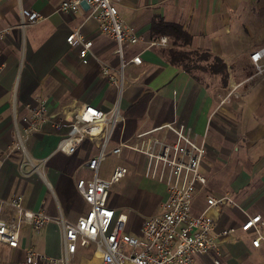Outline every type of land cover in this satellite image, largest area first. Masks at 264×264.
I'll return each instance as SVG.
<instances>
[{"label":"crops","instance_id":"0c3cea01","mask_svg":"<svg viewBox=\"0 0 264 264\" xmlns=\"http://www.w3.org/2000/svg\"><path fill=\"white\" fill-rule=\"evenodd\" d=\"M60 2L0 0V29L10 28L0 41V197L10 199L22 194L26 207L75 221L88 208L76 188V180L93 175L85 161L97 154V139L87 137L75 153L68 154L58 148V143L69 127L55 128L48 121L28 137L25 152L13 147L18 137L15 121L26 112L27 104L35 103L38 97H46L51 113L56 115L68 114L83 103L109 110L117 97L116 87L102 73V62L119 67L115 39L101 31L98 21L88 16L87 7L64 13L57 8ZM117 3L121 16L141 37L139 42L126 43L124 55L130 60L139 54L142 62L128 61L124 72L138 71L145 76L143 82L128 81L124 86L121 110L127 117L125 135L131 137L174 119L208 133L207 153L201 165L208 183L196 196L193 210L199 212L205 206L207 194L230 193L239 206L210 208L220 240V262L215 263L210 253L199 256L198 264H220L223 260L230 264H257L264 260V241L253 245L252 231L240 226L246 213L264 216V70L256 73L251 59V53L264 47V0ZM24 8L39 11L44 18L24 25ZM161 20L180 24L191 35V43L173 44L168 33L160 34V27L154 26ZM75 30L93 41L86 63L79 55L78 45L67 41ZM161 36L168 38L167 44L151 45ZM182 45L220 57L227 67L226 82L221 74L211 70L200 73L202 79H198L180 64L172 63L168 48ZM260 62L264 65V58ZM221 108L225 110L224 119L218 113ZM220 117L224 125L216 122ZM258 139L262 144L259 153ZM247 144L249 162L239 163ZM120 161L112 156L99 174L108 177ZM124 179L123 188L131 187L123 189L111 205L128 215V230L138 234L143 218L161 211L166 188L133 171ZM142 180L155 183L160 192L157 196L149 194L145 214L137 217L130 197L141 189ZM4 212L13 213V209L5 208ZM230 227L237 230L226 238L219 235V231ZM29 247L62 255V225L52 221L35 232L24 223L17 247L0 244V264H22ZM91 254L92 248L79 247L73 261L83 256L87 258L82 263H86Z\"/></svg>","mask_w":264,"mask_h":264},{"label":"built area","instance_id":"2783aa9c","mask_svg":"<svg viewBox=\"0 0 264 264\" xmlns=\"http://www.w3.org/2000/svg\"><path fill=\"white\" fill-rule=\"evenodd\" d=\"M81 7H87L88 16L95 18L101 31L116 41L119 67L116 69L110 63L102 62V73L119 92L123 88L128 61L142 62L139 54L127 60L125 45L139 42L141 37L121 16L117 0H61L57 8L64 13H75ZM43 18L39 11L22 9L24 25ZM9 31V27L0 29V41ZM67 41L78 45L82 61L88 62L93 41L84 39L78 30L68 35ZM167 42L168 38L161 36L151 41V45ZM262 58L264 47L251 53L256 73L264 70ZM48 121H52L55 128L69 127L58 143V148L68 154L75 153L87 137L98 141L97 154L85 161L93 175L76 180V188L88 208L75 221H70L62 216H52L44 209L26 207L22 194H15L10 199L0 197V244L17 247L24 223L35 232L52 221L63 227L65 250L62 255L53 256L29 247L22 264H71L79 247L92 248L91 258L80 264H198L199 256L210 253L214 255L215 263L220 262V240L215 234V218L210 208L239 204L230 193L207 194L205 206L199 212L193 210L196 196L208 183L201 170L207 153L208 133H201L192 125L174 119L127 137L124 133L127 117L117 102L109 110L83 103L68 114L56 115L51 113L47 98L41 96L35 103L27 104L26 112L15 121L18 137L13 147L25 152L28 137L40 131ZM112 156L121 161L108 177L100 175L101 166ZM132 171L162 183L166 188L161 211L143 218L138 234L128 230V215L110 204L112 187ZM5 208L13 209V213L4 212ZM246 214L240 227L252 231V244L259 246L264 241V216L261 213ZM236 230L237 227L225 228L219 235L226 238Z\"/></svg>","mask_w":264,"mask_h":264},{"label":"rangeland","instance_id":"374dc122","mask_svg":"<svg viewBox=\"0 0 264 264\" xmlns=\"http://www.w3.org/2000/svg\"><path fill=\"white\" fill-rule=\"evenodd\" d=\"M174 49L176 50H180V51H189V50H192L190 49L188 46H175ZM203 65H208L207 62H203ZM256 72V71H255ZM143 73H140V72H136V71H131V73H126V70L124 72V78H123V88L122 89H119V94H118V97H116L115 101H114V104L117 102L118 105L121 107V105L123 104L124 100H125V92H124V86L126 85V83L129 81V82H135V83H138V82H143L144 80V77L145 76H142ZM117 89V88H116ZM238 97L240 96L239 94H237ZM113 104V105H114ZM113 107V106H112ZM233 110H235V107L233 106ZM221 113V116L223 117L224 119V116H226L225 114V110L223 108H221L218 113ZM221 120V117L220 118H216V122L217 123H220L221 125H224V120ZM223 139V138H222ZM264 142V138L261 140ZM243 144H246V142H244ZM262 148V144L261 142L259 141L258 139V146L256 147V150H257V153H259L260 149ZM244 157V159H243ZM249 158H250V154H249V145L247 144V147H245V150H243V154H242V157H241V160L239 159L238 162L239 163H248L249 161ZM243 160V161H242ZM106 165V164H105ZM109 165V163H108ZM125 184V179L123 178L122 180H120L119 182H117L111 189V194H110V204H112V201H116L117 198H119L118 194H121L122 190L123 189H128L129 187L131 186H127L126 188H123ZM141 186L136 193L134 195V197H130V199H132V204H133V211L135 212V215L137 217H140L142 216L143 214H145L146 212V207L148 206V202H150V197H149V194H152V195H155L157 196V194H159V187H157V185L153 182H149L147 180H142L141 181ZM144 188H148V189H144ZM124 210V209H122ZM143 217V216H142ZM130 222V220H129ZM98 256V255H96ZM87 257H83V256H78L74 259V261L71 263V264H80L82 263L83 261L86 260ZM91 257H89L90 259ZM220 264H230V262H228L227 260H223ZM257 264H264V260H259V262Z\"/></svg>","mask_w":264,"mask_h":264},{"label":"trees","instance_id":"16d2710c","mask_svg":"<svg viewBox=\"0 0 264 264\" xmlns=\"http://www.w3.org/2000/svg\"><path fill=\"white\" fill-rule=\"evenodd\" d=\"M160 27V34L168 33L173 44H190L191 35L182 28L178 23L165 22L161 20L158 24L154 22V26ZM167 56L170 57L172 63L180 64L191 75L198 79H202L200 73L211 70L214 73L222 75L223 81L227 79L226 63L218 56L213 55L208 51L189 50L180 51L174 48H168ZM207 62L208 65H203Z\"/></svg>","mask_w":264,"mask_h":264},{"label":"bare ground","instance_id":"6f19581e","mask_svg":"<svg viewBox=\"0 0 264 264\" xmlns=\"http://www.w3.org/2000/svg\"><path fill=\"white\" fill-rule=\"evenodd\" d=\"M98 255V254H97Z\"/></svg>","mask_w":264,"mask_h":264}]
</instances>
